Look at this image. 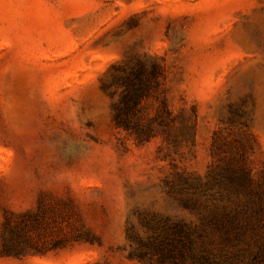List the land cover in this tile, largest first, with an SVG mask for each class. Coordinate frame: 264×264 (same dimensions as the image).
Masks as SVG:
<instances>
[{
	"label": "rangeland",
	"instance_id": "374dc122",
	"mask_svg": "<svg viewBox=\"0 0 264 264\" xmlns=\"http://www.w3.org/2000/svg\"><path fill=\"white\" fill-rule=\"evenodd\" d=\"M259 196L264 0H0V264L224 262L185 199Z\"/></svg>",
	"mask_w": 264,
	"mask_h": 264
},
{
	"label": "trees",
	"instance_id": "16d2710c",
	"mask_svg": "<svg viewBox=\"0 0 264 264\" xmlns=\"http://www.w3.org/2000/svg\"><path fill=\"white\" fill-rule=\"evenodd\" d=\"M232 191L238 194L243 189L237 185ZM185 203L201 209V231L197 237L217 240L225 261L220 262L206 249L195 253L192 248L194 241L182 226L172 238L166 239L171 249L158 248L161 254L176 258L189 257L191 264H233L240 260H246V264H261L264 261V197L258 200L249 198L242 204H235L232 209L208 208L199 197L185 199Z\"/></svg>",
	"mask_w": 264,
	"mask_h": 264
}]
</instances>
